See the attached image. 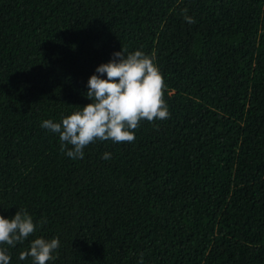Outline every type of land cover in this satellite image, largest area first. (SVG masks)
I'll list each match as a JSON object with an SVG mask.
<instances>
[{
    "label": "trees",
    "instance_id": "trees-1",
    "mask_svg": "<svg viewBox=\"0 0 264 264\" xmlns=\"http://www.w3.org/2000/svg\"><path fill=\"white\" fill-rule=\"evenodd\" d=\"M122 49L154 58L170 115L69 158L41 124ZM18 209L36 230L0 245L10 264L36 238H59L47 264H264V0H0V215Z\"/></svg>",
    "mask_w": 264,
    "mask_h": 264
},
{
    "label": "clouds",
    "instance_id": "clouds-1",
    "mask_svg": "<svg viewBox=\"0 0 264 264\" xmlns=\"http://www.w3.org/2000/svg\"><path fill=\"white\" fill-rule=\"evenodd\" d=\"M183 10L184 20L195 23ZM152 57L142 51L125 55L124 50L113 54V59L100 65L88 81L87 99L92 101L80 111L61 122L44 120L41 127L57 134L61 151L72 159H83L84 149L95 141L114 143L133 142L134 130L141 120L152 122L169 117L164 101V81ZM106 74L107 78H102ZM70 146V147H69ZM105 160L111 153H105ZM46 221H41V226ZM36 225L26 209H18L12 219L0 215V245L16 247L28 240ZM60 247L59 238H36L29 249L19 254L21 261L31 257L33 264H47ZM7 250L0 248V264H10Z\"/></svg>",
    "mask_w": 264,
    "mask_h": 264
}]
</instances>
